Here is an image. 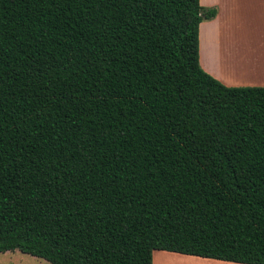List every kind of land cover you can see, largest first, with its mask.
Segmentation results:
<instances>
[{
    "label": "trees",
    "instance_id": "1",
    "mask_svg": "<svg viewBox=\"0 0 264 264\" xmlns=\"http://www.w3.org/2000/svg\"><path fill=\"white\" fill-rule=\"evenodd\" d=\"M201 0H0V252L264 264V86L201 64Z\"/></svg>",
    "mask_w": 264,
    "mask_h": 264
},
{
    "label": "crops",
    "instance_id": "2",
    "mask_svg": "<svg viewBox=\"0 0 264 264\" xmlns=\"http://www.w3.org/2000/svg\"><path fill=\"white\" fill-rule=\"evenodd\" d=\"M201 3L218 8L200 26L202 67L228 86H264V0ZM158 258L160 264H244L166 250Z\"/></svg>",
    "mask_w": 264,
    "mask_h": 264
},
{
    "label": "rangeland",
    "instance_id": "3",
    "mask_svg": "<svg viewBox=\"0 0 264 264\" xmlns=\"http://www.w3.org/2000/svg\"><path fill=\"white\" fill-rule=\"evenodd\" d=\"M209 8V7H207ZM160 250L154 251L156 256L155 264L159 263ZM0 264H52L44 258L34 256L29 253H24L19 249L14 251L0 252Z\"/></svg>",
    "mask_w": 264,
    "mask_h": 264
}]
</instances>
